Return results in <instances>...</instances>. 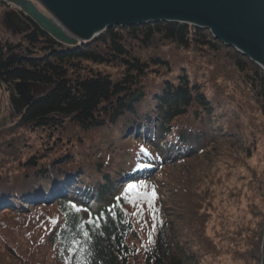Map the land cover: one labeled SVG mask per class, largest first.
I'll return each mask as SVG.
<instances>
[{
	"label": "trees",
	"instance_id": "16d2710c",
	"mask_svg": "<svg viewBox=\"0 0 264 264\" xmlns=\"http://www.w3.org/2000/svg\"><path fill=\"white\" fill-rule=\"evenodd\" d=\"M23 39L31 47L37 45L42 54H28L20 42L0 38V82L14 87L20 81L45 89L23 108L15 126L52 133L68 122L83 134H99L100 140L93 138V153L85 154L93 159L84 167H69L79 152L67 151L47 164L35 160L45 152L16 168L14 162L6 163L8 176L0 175V214L35 212L40 220H48L42 235L33 236L43 249L17 254L6 242V252L20 264H202L197 245L202 231L182 213L177 217L181 224H176L164 206L161 189H176L171 172L162 177L168 159L164 155L171 150L178 153L177 166L204 156L209 144L218 141L223 120L210 124L215 110L202 85L191 80L185 67L170 79L166 73L172 62L160 50L199 48L212 55L225 51L264 114L262 68L214 39L209 30L178 22L106 28L93 40L74 47L60 44L33 23V30ZM89 63L117 66L119 75L114 78L93 70ZM146 125L151 127L149 132L139 136L137 129ZM117 143L123 145V162L114 160L115 147L110 145ZM7 149L14 151L9 144ZM140 181L156 189L151 205L124 198L125 187ZM60 189L63 194L58 196L55 193ZM44 190L51 193L53 202L41 200ZM92 197L98 202L94 210L88 206ZM137 204L140 211L133 215ZM89 218L96 223H87ZM5 261L6 255L0 253V264Z\"/></svg>",
	"mask_w": 264,
	"mask_h": 264
},
{
	"label": "rangeland",
	"instance_id": "374dc122",
	"mask_svg": "<svg viewBox=\"0 0 264 264\" xmlns=\"http://www.w3.org/2000/svg\"><path fill=\"white\" fill-rule=\"evenodd\" d=\"M33 1L48 14L36 0ZM5 28L0 22L1 39L14 44L20 42L28 50L29 47L32 48L28 54H42L40 49L36 48L37 45H27L22 36L15 32L13 34L8 26V29ZM164 50L165 48L160 50L161 55L172 62V67L166 75L173 79L181 67H185L191 80L202 85L201 88L215 110L212 113L214 119H211L210 124L223 120L224 128L217 132L218 141L210 143L202 157L190 159L177 166L179 154L174 150L166 152L164 158H168L165 160L169 163L165 162L167 168L162 177L171 172V182L176 183V189H161L164 206L176 224H181L177 217L182 213L202 231L201 242L197 244L200 245L199 260L201 259L202 264H261L264 238V114L259 109V101L225 56V51L221 50L220 53L212 55L199 48H196V51H182L170 47ZM89 67L108 73L114 78L118 77L120 72L117 66L89 63ZM27 86L31 95L45 89L40 85L26 84L23 91ZM20 98L21 96L14 92L13 85L0 82V175H7L6 163L14 162L13 166L16 168L17 164L23 163L33 155L39 156L41 152H45L44 157H37L35 160L42 164H47L52 158L66 151L68 154L79 152L69 165L71 168L84 167L86 163L91 162L93 157H85V154L89 156L93 153V138L100 140L99 134L91 131L83 134L68 122L66 126L52 133L16 127L24 107ZM209 118L207 117V120ZM150 122L155 125V121ZM150 128L146 125L137 129L138 135L145 137L144 134H147ZM227 134L230 137L226 138ZM130 136L135 137V133L130 132ZM121 141H125V138ZM121 143L110 145L115 147L114 160L118 162H123ZM7 144L11 145L13 152L7 149ZM10 167L13 169L11 165ZM85 170L87 176L89 171ZM157 176L160 177V173ZM144 189L149 194L156 190L152 185ZM62 194L63 191L56 195ZM50 195L51 193L44 190V198L41 200L53 202ZM97 205L98 202L93 197L89 199L88 206L92 210ZM23 208L30 209L28 206ZM47 221L45 218L40 220L35 216V212H30L29 215L15 211L0 214V253L6 255L5 264H20L14 260L12 253L6 252V242L12 244L17 254L39 247L43 249L41 244L38 245V242L34 241L33 236L42 235L44 222ZM189 223L186 224L187 227ZM191 245L196 248L194 242ZM52 259L49 257L50 261Z\"/></svg>",
	"mask_w": 264,
	"mask_h": 264
},
{
	"label": "water",
	"instance_id": "95a60500",
	"mask_svg": "<svg viewBox=\"0 0 264 264\" xmlns=\"http://www.w3.org/2000/svg\"><path fill=\"white\" fill-rule=\"evenodd\" d=\"M0 0L13 5L42 31L66 47L85 44L106 28L152 22H178L207 29L213 38L259 65L264 71V0ZM25 23V22H24ZM27 52H30L27 49ZM15 82L26 101L35 95ZM30 85V84H29ZM23 107V108H24ZM264 264V238L262 243Z\"/></svg>",
	"mask_w": 264,
	"mask_h": 264
},
{
	"label": "flooded vegetation",
	"instance_id": "af4514ba",
	"mask_svg": "<svg viewBox=\"0 0 264 264\" xmlns=\"http://www.w3.org/2000/svg\"><path fill=\"white\" fill-rule=\"evenodd\" d=\"M0 22L3 25V27L4 26L6 28L7 26L10 27L11 32L13 34L14 32L18 33L19 36H22L23 38L27 36L33 30V22L29 20L25 15H23L13 5L8 4L6 2H3L0 4ZM26 99H27L26 97L22 96L20 98L21 104L25 102Z\"/></svg>",
	"mask_w": 264,
	"mask_h": 264
},
{
	"label": "snow or ice",
	"instance_id": "6c2138e0",
	"mask_svg": "<svg viewBox=\"0 0 264 264\" xmlns=\"http://www.w3.org/2000/svg\"><path fill=\"white\" fill-rule=\"evenodd\" d=\"M141 151L146 152L147 150L142 148ZM144 188H146V185L143 181H140L138 183H129L125 187L124 193H123L125 200L130 202V203H133V204H136L137 201H140V200H146L148 202V204L151 205L152 201L155 198V192L152 191L151 194H149L147 191H141V189H144ZM71 207L76 212L80 211V208L76 204H71ZM139 211H140L139 205L137 204V213H133V215L138 214ZM87 223L95 224L96 221L89 218ZM83 234L86 237L88 236L87 232H84ZM149 239H151L150 235H149Z\"/></svg>",
	"mask_w": 264,
	"mask_h": 264
},
{
	"label": "bare ground",
	"instance_id": "6f19581e",
	"mask_svg": "<svg viewBox=\"0 0 264 264\" xmlns=\"http://www.w3.org/2000/svg\"><path fill=\"white\" fill-rule=\"evenodd\" d=\"M93 39H94V38H93ZM93 39H92V40H93ZM90 41H91V40H90Z\"/></svg>",
	"mask_w": 264,
	"mask_h": 264
}]
</instances>
